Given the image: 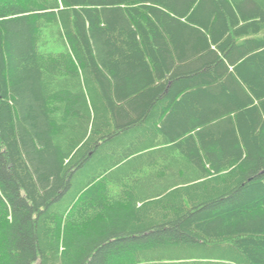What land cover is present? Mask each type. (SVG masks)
I'll use <instances>...</instances> for the list:
<instances>
[{"label": "trees", "instance_id": "16d2710c", "mask_svg": "<svg viewBox=\"0 0 264 264\" xmlns=\"http://www.w3.org/2000/svg\"><path fill=\"white\" fill-rule=\"evenodd\" d=\"M0 264H264V0H0Z\"/></svg>", "mask_w": 264, "mask_h": 264}]
</instances>
